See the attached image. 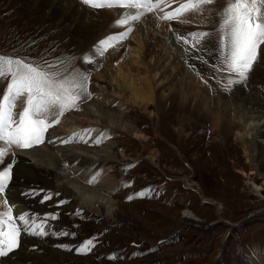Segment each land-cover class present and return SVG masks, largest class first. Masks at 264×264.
<instances>
[{
  "label": "rangeland",
  "instance_id": "1",
  "mask_svg": "<svg viewBox=\"0 0 264 264\" xmlns=\"http://www.w3.org/2000/svg\"><path fill=\"white\" fill-rule=\"evenodd\" d=\"M185 2L187 0H169L165 6L171 3L175 8ZM165 6L154 10L152 14L155 19L172 11V7L162 9ZM200 14L189 17L184 14L177 19L178 23H174L185 27L188 31L185 37L188 38L190 33L202 32L203 28L209 27L203 23L204 15ZM33 17L40 20L38 13L31 16L19 6L8 7L0 1V54L26 55L36 61L46 59L52 64V71L65 75L76 69L66 71L64 59L70 52L66 42L60 41V37L50 36L52 33H46L47 27L43 28ZM175 28L170 27L171 30ZM215 29L210 33L216 37ZM189 47V50L195 49ZM113 49L110 46L102 56L108 57ZM214 53L212 50L210 54L209 61L213 59L212 63L207 61L199 65L197 73H206L204 76L207 78L200 87L207 88L215 96H232L242 88L245 96L254 97L255 102L264 106L263 82H256L255 86L244 84V88L236 85L230 92L222 90L226 73H214ZM123 56L134 73L141 75L140 78H149L147 68L142 63H131L136 56H128L125 51ZM194 56L200 57V54L196 52ZM259 56V63L263 62L264 45H261ZM190 72V78L203 82L201 77L195 78L192 70ZM189 81L193 82L191 79ZM92 83L96 86L95 82ZM142 83H146L145 87L150 85L148 81ZM0 85L2 94L6 82ZM93 93L92 101L96 99ZM253 107L250 106L251 109ZM131 111L139 127L150 137L139 140L127 133L114 131L118 136L110 140L118 153L126 157L124 162L115 161L106 167L110 176L120 184V191L114 197L122 206L124 220L121 224H104L100 217L86 215L79 208L72 210L67 203L58 206L59 201H65L61 196L49 193L53 199L42 203L44 193H40L32 201L36 200L44 207L42 214L47 212L57 216L49 222L54 224L55 230L50 234L57 233V241L72 248L93 239L95 246L84 256L96 264H256V257L264 264V193L257 195L251 190L255 185L264 187V159L255 172L257 174L252 176L250 159L243 147L235 143V138L229 136L223 142L194 113L174 110L175 113L170 108L159 111V114L137 107ZM241 111L245 114L244 109ZM260 112L264 114V108H260ZM183 119L187 121L181 125ZM155 125L159 128L157 136L154 133ZM180 126L184 132L179 130ZM153 151H157V161L151 163L148 157ZM238 170H244L252 181L238 174ZM125 183L129 186L125 187ZM142 190L144 196L137 197L136 194ZM129 196L133 199L129 200ZM204 198L212 200L214 204L204 202ZM34 211L30 209L29 212ZM185 212L197 216L204 226L200 228L195 224H185ZM252 215L258 217L251 218ZM208 225L209 229L206 228ZM38 240L41 242L42 239Z\"/></svg>",
  "mask_w": 264,
  "mask_h": 264
},
{
  "label": "bare ground",
  "instance_id": "2",
  "mask_svg": "<svg viewBox=\"0 0 264 264\" xmlns=\"http://www.w3.org/2000/svg\"><path fill=\"white\" fill-rule=\"evenodd\" d=\"M0 1L8 7L19 6L31 16L40 14V20L36 17L32 19L43 25V28L47 27L46 33H52L50 36L60 37V41L66 42L70 50L64 59L66 71L76 68L90 72L89 91H94L96 96L94 101L87 99L81 103L82 107L79 111L67 112L61 117L60 124L46 134L53 138H69L75 133L84 132L85 129H94L88 138V143L73 142L65 145L57 141L55 144H42L35 148L37 150L13 149L8 154V159H11L13 154L17 158L8 195L9 205L15 206L14 216L29 212L30 209L35 210L33 214L41 216L44 214L41 212L44 207L39 205L38 201H32V198L38 195L30 197L22 195L37 189L42 190L40 193L48 192L63 197L72 210L79 208L86 215L100 217L104 224L108 222L110 225L121 224L124 220L122 206L114 197L118 195L121 187L110 176L106 167L115 161L124 162L126 157L118 153L117 147L110 140L118 136L114 131L127 133L139 140L150 137L139 127L137 118L133 117L131 110L134 107L143 111L151 109L152 112H157L156 114L168 108L173 111L185 110L194 113V116L210 127L223 142L226 137L233 136L235 143L243 147L248 160L250 159L252 164L250 175L257 174L255 172L264 159V114L260 112V108H264L263 104L255 102L252 96L250 98L253 99L250 100L248 95L245 96V90L242 88L237 91L239 93L232 96L231 94L215 96L211 95L207 88L200 87L207 78L204 76L206 73L197 74L199 65L205 61L213 62V59L212 62L209 59L216 40L215 36L201 42L194 50H189V45L192 46L190 36L189 45L178 44L174 38V34L178 33L185 36L188 32L185 27L174 23L177 20L164 22L160 19H150L149 17H154V14L149 13L138 23L131 25L133 30L124 43H114V46H111L114 49L108 57L100 55L93 57L92 63L82 64L81 57L94 50V46L99 41L126 30L127 26L117 28L114 21L124 12L131 10L91 9L82 5L81 0ZM225 3L226 0H215L212 5H206L204 10L185 15L189 17L202 13L203 23L209 26L203 28L202 32H208L206 30L210 32L215 29V24L219 20L218 13ZM131 12L134 14V11ZM170 25L176 28L170 31V27L172 28ZM185 48H188L186 55ZM124 51L128 52V56L137 57H133L131 63L136 65L142 63L147 68L148 79L140 78L141 75L132 71L127 58L123 56ZM196 52L204 59H197V56H194ZM182 56L185 58L182 59ZM259 60L260 56L253 65L245 86H249L250 83L255 86L256 82L264 83V61L259 63ZM191 70L195 78L201 77L203 82H196L194 77L190 78ZM190 79L193 82H190ZM146 81L150 83L147 87H145L146 83H142ZM92 82H95L96 86L91 85ZM242 87L244 88L243 85ZM250 106L254 107L251 109ZM22 107L23 103L18 102L16 111L19 112ZM242 109L245 110V114ZM184 121L186 123L187 119H183L181 125ZM154 130L157 136L159 128L156 125ZM179 130L183 131V128ZM101 133H104L106 138L97 146L93 141ZM156 153L157 151H153L148 157L151 163L157 161ZM237 173L247 178V181H252L244 170H238ZM94 176L98 177L96 183H88ZM251 190L257 195L264 193V187L260 188L258 185ZM57 193L59 195H56ZM204 202L214 204L212 200L208 201L206 198ZM0 210H4L2 198H0ZM184 215L185 224H195L200 228L204 226L194 214L185 212ZM254 217L258 216L252 215L251 218ZM206 228L209 229L210 226ZM47 231L49 234L55 233L54 224L49 223ZM57 236V233L50 234L40 242L39 238L22 233V248L11 254V259L3 258V264H96L84 255H77L75 252L58 247L65 244L57 241ZM76 248L78 247L74 249ZM255 263L261 264L258 257Z\"/></svg>",
  "mask_w": 264,
  "mask_h": 264
},
{
  "label": "snow or ice",
  "instance_id": "3",
  "mask_svg": "<svg viewBox=\"0 0 264 264\" xmlns=\"http://www.w3.org/2000/svg\"><path fill=\"white\" fill-rule=\"evenodd\" d=\"M214 2L215 0H187L158 18L164 22L177 20L186 13L202 11L206 5ZM81 3L91 9L134 10V14L126 11L114 21L117 28L127 26L126 30L99 41L94 50L81 57L82 64L92 63L93 57L103 55L114 43L126 40L133 30L132 24L138 23L147 14L160 8V4L153 3L152 0H81ZM218 16L219 20L215 24L216 40L213 45L215 70L217 73H226V83L221 87L223 91L230 92L234 86L246 84L249 73L258 60L261 45H264V0H226ZM189 36L192 47L195 48L201 42L209 40L213 33L193 32ZM174 38L178 44L189 45V39L183 35L174 34ZM184 53H188V48L184 49ZM181 58L184 59L185 56ZM51 69L52 64L46 59L36 61L26 55L0 54V82H6L5 89L0 94V198L4 209L0 210V264H3V258L11 259V254L22 248V233L43 239L49 235V222L57 218L53 213H45L42 216L29 212L13 215L15 206L9 205L8 195L17 158L13 154L11 159H8V154L13 149H33L46 143L55 144L57 141L65 145L73 142L88 143V138L94 131L85 129L84 132L75 133L69 138H53L46 135L50 129L60 124L61 117L67 112L79 111L81 103L92 98L89 91L90 72L73 69L65 75ZM18 102L23 103L19 112L16 111ZM105 138L104 133H101L93 143L98 146ZM97 179L98 177L94 176L88 183L94 184ZM124 186L129 185L125 183ZM41 191L32 189L22 195L35 196ZM144 194L142 190L136 195L142 198ZM51 199L53 196L44 192L41 202ZM128 199L133 197L129 196ZM63 203L65 201H59L58 206ZM94 246L93 239L82 242L76 249L58 245L63 250L75 252L77 255H87Z\"/></svg>",
  "mask_w": 264,
  "mask_h": 264
}]
</instances>
